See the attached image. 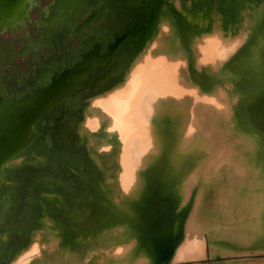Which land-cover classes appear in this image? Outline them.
Listing matches in <instances>:
<instances>
[{"label": "rangeland", "instance_id": "obj_1", "mask_svg": "<svg viewBox=\"0 0 264 264\" xmlns=\"http://www.w3.org/2000/svg\"><path fill=\"white\" fill-rule=\"evenodd\" d=\"M55 1L39 0V3L30 10L28 17L15 30L6 29L0 33L2 47L0 52L3 53L5 62L0 67V81L3 78L17 81L19 77L36 75L37 72H42L39 71L42 68L41 63L51 57H63L67 61L70 56L75 55L82 39L97 35L100 22L106 16L103 5L99 4L98 0H81L78 5L70 8L74 13L62 20L61 25L65 33L61 40L56 42L46 38L42 32H45L47 27L41 25L40 15L45 9L53 12L52 6ZM138 1H140L138 6L121 7L124 9L120 11L122 18L117 26V33L122 36L119 37L120 40L127 39V44L117 61L116 69L132 56L128 64L125 62V70L118 82L100 94L107 95L116 90L126 92L113 113L90 108L93 99L90 96L95 87L109 86V82L102 81L97 74L90 82V88L83 92L86 96L77 94L69 98L68 107L63 110L65 116L58 120L56 137L60 138L63 121L65 130L64 151L61 155H56L53 143L47 142L46 147L49 148L47 152L53 153L54 163L51 160L47 161L49 157L52 158L51 155L43 157V150L38 151L36 147L31 154L25 155L19 163L11 166L13 174L5 205H0V210L2 208L0 221H4L7 210L9 212L15 210L7 225L14 233L11 232L8 236L5 230L0 231V264L4 263L5 256L6 264L14 262L38 237L44 248L41 249V259L33 264H140L137 262L142 252L137 246L131 247L138 234L136 226L139 216L136 212L139 202L132 201L137 192L126 193L122 189L118 171V161L126 148L129 136L141 131L137 118L127 117L133 111V104L142 90L148 83L154 81L155 75L159 73H168L164 86L167 91L182 93L192 89L193 85L183 75L173 71L175 62L181 61L184 57H189L193 62L208 59L212 45L221 39L220 50L232 33L237 34L244 26H247L250 32V52L236 63L235 68L244 66L247 59V63H250V69L244 67L247 78L237 76V71L230 76L224 70L219 75L211 72L210 69L217 60L216 54L203 66L201 74L204 76L210 72L213 74V78L207 77V90L205 89L207 92L204 93L218 97L213 105L216 107L218 126L221 130L226 127L225 141L227 151L231 153V172L236 168L244 171L240 178L237 176L231 181L229 209L236 217L234 225L250 238L248 242L241 238L229 239L224 233L227 230L225 227L220 233L212 230L198 233L195 239L196 248L186 249L187 254H192L195 259L186 260L181 264H264V122L257 119L260 110L259 100L256 98L253 100L251 97L245 100L244 97L239 104L236 101L242 94H247L246 89L254 90V87L261 83L253 85L258 74L257 67L264 68V25L263 31L258 25L264 14V0H216L215 6L209 0L210 3L207 1L203 3L201 0H170L163 7V11L166 12L165 19L158 24L157 17L165 0ZM115 3L123 5V0H116ZM141 6L143 11L152 12L141 20L137 26L139 29L137 33L128 34L133 23V15L135 12L137 14ZM143 11L137 14L138 18L142 16ZM187 13L191 14V17H188ZM61 17L59 16V19ZM164 27L169 30L167 35L169 42L163 52L158 48L153 49L151 42ZM151 29L150 40L142 48L143 41L149 36ZM101 42L105 45L106 39ZM112 43L110 46L116 42ZM233 92L237 95L234 96ZM227 104L230 107L229 116L223 110V105ZM168 111L167 109L165 112ZM165 112L162 113L165 116L153 124L155 141L166 147L163 156L158 157L154 167L161 173V180L166 188L172 187L178 199L185 200L187 192L181 191L182 186L186 187L181 183V179L185 177L183 173L196 169L202 176L211 159V153L200 147L192 156L191 154L188 157L179 156L174 140L182 122V115L180 112L175 114ZM95 115L96 118L93 117ZM90 116L98 120L96 129L88 130L84 126L85 118ZM52 123L45 125L46 133H49V126H52ZM85 133L88 150L94 154L93 157L87 156L85 151L82 141ZM32 142L33 140L29 144ZM48 164H53L51 170L53 174L46 178L45 170L48 169ZM72 167L74 173L70 175ZM225 175L226 172L223 181L227 180ZM97 180L100 181V185L103 183L101 187L103 195L96 187ZM213 189L214 186L206 192V203L211 201ZM80 195L87 199L86 218L80 214L81 209L75 206ZM100 196L109 197L115 203L113 209L109 210L110 213ZM42 198L47 202L46 210L42 209ZM209 206L210 204H207V207ZM237 208L243 210L236 211ZM208 211L209 214H213L212 217L216 221H222L218 212ZM41 216L43 220H40ZM227 219L228 217H224V220ZM35 228H39V231L32 235L30 243L25 247L30 236L24 232ZM3 234L7 236L4 240L1 236ZM20 242H22L20 245L14 246ZM123 247H127L128 251L120 256L118 249ZM174 259L175 256L172 255L163 264H180Z\"/></svg>", "mask_w": 264, "mask_h": 264}, {"label": "bare ground", "instance_id": "obj_2", "mask_svg": "<svg viewBox=\"0 0 264 264\" xmlns=\"http://www.w3.org/2000/svg\"><path fill=\"white\" fill-rule=\"evenodd\" d=\"M80 1L81 0H56L55 4L52 6V8L54 7L53 12H50L49 9H45L40 16L41 25L46 26L47 29H45V32H42V34L53 41H60L65 33L61 25L62 20L71 13H74L70 8L74 7V5H78ZM98 1L99 4L103 5L102 7L106 12V16L100 22L97 35L82 39L74 56H70L67 61H65L63 57H51L41 63L42 68L39 69V71L41 70L42 72H37L36 75L19 77L17 81H13L11 78H3L0 81V205L2 206L6 202V195L10 187V180L5 181L3 178L6 177L11 179L13 174L11 166L13 164L19 163L25 155L31 154L36 147L38 151L40 149L43 150V157L44 155H51L52 158L50 159L49 157V159L46 160H51L54 163L55 157L53 153L51 151L47 152L49 151V148L46 147L47 142L53 143L52 146L56 155H61L62 151H64V121L61 126V134H59L60 138H58V136L56 137V133L58 131V120L62 116H65L63 110L68 107V97L76 90L83 89V87L79 88V86L83 85L95 71H97V66L101 63L102 59L106 58L103 64V67L105 66L104 68L106 69L105 81L110 83L120 79L125 70V62L128 64L132 56H129L122 64H119L116 69L117 62L113 63L115 58L114 51L118 49L119 45L125 39L119 40L115 38L116 43L111 46L109 45L108 52L110 53L103 51L104 48L100 43H102L101 41L103 39H106V42H108L114 38L118 32L117 26L120 24V18H122L120 11L124 9L121 7H127L128 5L138 6L140 1L123 0V5H116V0ZM168 1L170 0H165L161 5V11L158 14L156 24L165 19L166 12L163 11V7L164 4L165 6L167 5ZM201 1L203 3L211 1V4L214 3V6L216 4V0ZM38 3L39 0H22L16 8L8 13L0 12V33L6 29H10L11 31L15 30L16 27L28 17L30 10ZM139 10L142 12L143 6ZM151 12L152 11H143L142 20ZM187 15L191 17L189 13H187ZM59 16H62L61 19H59ZM137 18L138 16L135 12L132 20L133 23L130 25L131 27L136 24L135 21ZM258 25L263 31L264 14ZM137 26H139V24ZM137 26L136 33L139 30ZM152 28H154V26ZM243 28L245 30H243ZM243 28L238 30L237 34L232 33L233 35H231L228 42L221 47L220 50L219 46L221 39L212 45L209 50L208 59L193 62L189 57H184L181 61L175 62L173 71L183 75V77L193 85L192 89L183 91L182 93H178L174 90L167 91L164 86L168 73H159L155 75V80L148 83L142 90L140 96L133 104V111L127 117V119H134V117H136L141 126V131L139 133H134V135L129 136L126 148L118 161V171L119 178L122 180V189L126 193L137 192V196L133 198L132 201L134 203L139 202L137 207L138 211L136 212L139 216V222L136 226L138 234H136V239L131 244V247L137 246L138 250L142 252L137 263L163 264L165 261L169 260L172 255L175 256L174 261L180 264L186 260L195 259V256L192 254H187L186 249L189 247L191 250H194L197 246L195 242L196 234L203 233L204 231L211 232L212 230L216 232L219 231L218 233H220L222 232V228L225 227L227 230L223 231L229 239L241 238L247 241L250 238L234 225L236 217L229 209L232 194L231 181L237 176H242L244 171L241 168H236L231 172V153L227 151L225 141L226 127L221 130L218 126V120L215 114L216 107L213 105L215 103L214 101L218 100V97L213 94L204 93L206 83L208 82L207 77L213 78L211 72L219 75L220 72L224 70L230 76L237 71L236 73L238 74L236 75L240 78H244L246 75V69L244 67L250 69V63H247V59L244 66L235 68L236 63L243 57L248 56V52H250V32L247 30V26ZM168 31L169 30L164 27L158 32L151 42V47L153 49L158 48L160 51L164 52L169 42L167 37L169 34ZM222 32L223 30H221V33ZM151 33L152 29L149 36H146L144 39L142 48L146 42L150 40ZM1 48L2 47H0V49ZM215 54L217 55V60L213 63L210 69L211 72L206 76L202 75L203 66L207 64L209 59ZM2 56L4 55L0 52V67L5 63ZM154 66L155 64L153 67ZM260 67L261 66L257 67L258 74L253 85H257L260 78L264 76V68L261 69ZM128 83L131 82L128 81ZM103 87L104 85L97 86L95 87V91L91 93L90 97H93V99L91 100L90 108L102 109L112 114L116 106L125 97L126 92H119L116 90L107 95H100L102 94L100 89ZM254 88V90L246 89V91H248L247 94H242L236 101L237 104H239L244 97L246 98L245 100L250 97L251 99L253 98V100L256 98V100L260 102V110L257 114V117H260L264 115V81ZM191 93H193L192 96L190 95ZM235 94L236 93H234V96ZM234 102L235 101H233V103ZM167 109L169 111L165 112ZM223 110H225L226 115L229 116L230 107L228 104L226 106L223 105ZM163 112H165V114L180 112L182 115V122L174 140V145L176 146L175 148L179 156L188 157L190 154L192 156L200 147L209 150L211 153V159L202 176L199 175L196 169H190L189 172L187 170L183 173L185 177L181 179V183L186 187L183 188L182 186L181 191L187 192L185 200L178 199V195L174 193L172 187L167 186L169 188H166L165 183L161 180V173L158 168L154 167L158 157L162 155L166 148L157 143L153 136V124L165 116L162 115ZM96 116L97 115L93 117L96 118ZM81 117L82 115L79 119ZM93 117L90 116L85 118L86 122L84 121V126L88 130L96 129L98 126V120ZM49 122L53 123L52 126H49V133H46L45 125ZM86 134L87 133L84 134L82 140L85 151H87V156L93 157L94 154L88 150L89 146L85 140ZM260 135L262 134L260 133ZM32 140L33 142L29 144ZM38 157H36V160ZM47 167L48 169L45 170V175L46 178H49L53 174L51 173L53 164H48ZM224 172L227 173V175H225L227 180L225 181H223ZM69 173L70 175L74 173L73 167L70 169ZM99 183L100 181L97 180L96 187L102 194L101 187L103 183L101 182V185ZM212 186H214V189L211 201L206 203V192ZM100 197L106 210H112L115 203H113L109 197ZM86 202V197L80 195L79 200L75 203V206L81 209L80 214H83L85 218L88 215ZM207 204H210V206L207 207ZM46 208L47 202L42 198V209L46 210ZM208 210H215V212H218L222 221H216V219L212 217L213 214L208 213ZM237 210L243 209L237 208L236 211ZM1 211L2 208L0 214ZM13 214H15V210L11 212L7 210L4 221H0L2 226H6L4 227L5 229L2 230H5V233L8 232V236L11 232L14 233V231L7 226L8 220ZM43 216H41L40 220H43ZM224 217H228V219L224 220ZM38 231L39 228H35L29 232H24L26 234L28 233L30 236V238L27 239L25 247L30 243L32 235ZM156 231H158L157 234ZM191 235L193 236L191 237ZM1 236L2 240L7 238L4 234ZM252 236L254 237L253 234ZM21 243L22 242L16 243L14 246H18ZM32 244L33 245L28 249L22 251L19 256L17 255L18 257L16 256L17 258L14 262L10 261L8 264H33L40 260L42 257L41 249L43 247L42 243H40V237L36 238ZM127 249V247L119 248L118 255L123 256L126 251H128ZM17 253L18 252H16V254ZM6 259L7 256L4 257L3 264H6Z\"/></svg>", "mask_w": 264, "mask_h": 264}, {"label": "flooded vegetation", "instance_id": "obj_3", "mask_svg": "<svg viewBox=\"0 0 264 264\" xmlns=\"http://www.w3.org/2000/svg\"><path fill=\"white\" fill-rule=\"evenodd\" d=\"M140 3V2H139ZM142 7V6H141ZM140 7V8H141ZM140 12V10H139V8H138V10H137V14ZM264 12V11H263ZM142 16L141 17H139V18H137V20L135 21V30H134V26L133 27H130V30H129V32H128V34L131 32V34L133 35L134 34V32L136 31V26L141 22V20H142ZM10 30V29H9ZM235 30V29H234ZM228 33H230V31H227ZM233 35V34H232ZM119 37H122L120 34H118V33H116V35L114 36V38H112L111 40H109L108 42H106L105 43V45H102L103 46V48H104V50L103 51H106L107 53H110V52H108V49H109V45L110 44H113L112 42H115V38H117V39H119L120 40V38ZM110 42V43H109ZM100 43V42H99ZM100 44H102V43H100ZM126 44H127V39L126 40H123L122 41V43L119 45V47H118V49L116 50V51H114L115 53H114V60H113V63H116L117 61H118V59H119V56L123 53V51L125 50V46H126ZM105 52V53H106ZM113 52V51H112ZM116 55V56H115ZM106 60V58H104V59H102L101 60V63L97 66V71H95V73L83 84V85H81V86H79V88L80 87H83V89L81 90H76L73 94H71L69 97H68V99L69 98H71L72 96H74V95H77V93L78 94H82L83 93V91H86L87 89H89L90 88V86L91 85H89L90 84V82L92 81V79H93V77L94 76H96L97 74L98 75H100V77L99 78H101V80H103V81H105V74H106V69L103 67V64H104V61ZM102 68V69H101ZM261 69H263V67L261 66L260 67ZM263 73H264V71H263ZM264 81V76L263 77H261L260 78V81H258V83H260V82H263ZM118 81H113V82H110L109 83V86H104L102 89H100L101 91H102V93H104L106 90H108V88H111L112 86H114L116 83H117ZM101 91H99V92H101ZM3 180H5V181H8V180H10L9 178H6V177H4L3 178ZM2 182V181H1ZM4 227H6V226H2L1 224H0V231L2 230V229H5Z\"/></svg>", "mask_w": 264, "mask_h": 264}, {"label": "water", "instance_id": "obj_4", "mask_svg": "<svg viewBox=\"0 0 264 264\" xmlns=\"http://www.w3.org/2000/svg\"><path fill=\"white\" fill-rule=\"evenodd\" d=\"M21 1L22 0H0V12L8 13L9 11L16 8L21 3ZM257 119L264 122V115L257 117Z\"/></svg>", "mask_w": 264, "mask_h": 264}]
</instances>
